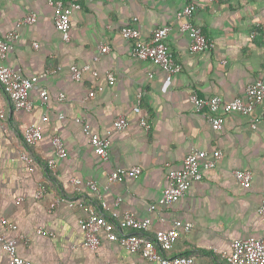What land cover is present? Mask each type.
I'll list each match as a JSON object with an SVG mask.
<instances>
[{"label": "crops", "instance_id": "1", "mask_svg": "<svg viewBox=\"0 0 264 264\" xmlns=\"http://www.w3.org/2000/svg\"><path fill=\"white\" fill-rule=\"evenodd\" d=\"M71 1L80 8L72 9L70 37L63 41L47 0H0L1 34L24 15L36 14L33 23L17 29L19 36L3 63L24 75L48 72L38 82L48 98L43 103L36 89L29 90L33 104L29 111L14 109L0 85L4 114L0 119V232L6 237L22 235L17 253L33 264H157L125 250L102 232L96 249L81 244L78 219L83 212L77 202L96 199L86 188L75 191L70 178L94 179L108 208L106 214L127 209L138 218L149 217L148 234L175 219L188 221L192 227L174 242L172 254H191L196 264H226L222 254L229 251L232 239L264 237V220L257 213L264 192V99L251 113H227L221 128L213 130L187 97L192 89L200 96L218 95L225 100L243 97L246 84L262 74L264 0ZM189 2L196 6L192 23L212 43L209 52H190L189 40L180 30L182 19L175 13ZM129 23L137 27L141 41L148 40L157 27L167 26L165 43L182 70L172 76L166 92L161 90L165 73L130 55V44L119 33ZM101 42L108 45V52H98ZM71 65L83 68L80 80L71 79ZM107 71L115 76L112 83L106 80ZM91 88L96 93L87 98ZM59 93L65 95L62 101L57 99ZM138 94L148 129L138 124L139 115L132 111ZM43 115L46 121L41 120ZM120 115L128 125L107 134L108 154L101 158L75 118L83 117L94 133L104 136ZM30 124L42 132L33 146L22 139L23 129ZM53 134L60 136L66 154L56 157L49 169L46 158L54 156ZM192 148L208 152L218 148L222 157L214 168L202 170V179L176 202L161 208L168 172L179 168ZM24 151L36 159L32 172L20 159ZM131 166H139L141 172L121 182L107 181L116 167ZM235 169L251 172L249 188L234 179ZM38 181L45 182L46 192L37 199ZM57 196L64 201L49 211L50 201ZM148 204L155 205L153 212ZM38 227L46 233H37ZM8 262L0 247V264Z\"/></svg>", "mask_w": 264, "mask_h": 264}, {"label": "built area", "instance_id": "2", "mask_svg": "<svg viewBox=\"0 0 264 264\" xmlns=\"http://www.w3.org/2000/svg\"><path fill=\"white\" fill-rule=\"evenodd\" d=\"M164 1V0H163ZM47 4L52 8L53 22L56 29L61 35L63 41H68L70 37V15L72 9L80 8L75 1L65 0H47ZM196 11L193 3H186L181 9L176 11L175 17L182 19L180 30L184 32L189 40L188 49L192 53H206L212 48V43L203 34L201 28L192 23L191 17ZM36 20V14L31 12L19 18L14 27L4 33H0V85L10 99L12 106L17 110L29 111L32 109V102L29 99V90L36 89L43 103L48 98L47 90L39 85V80L45 77L48 72H42L33 75H24L20 69H14L3 63L8 51L12 48L13 42L18 38L17 29L25 23H33ZM136 17L131 19L136 22ZM264 30V23L261 25ZM167 26L157 27L153 30L150 38L145 41L139 39V32L136 26L130 23L119 28L120 35L129 42V53L131 56L140 60H148L158 69L165 73L161 90L166 92L169 88L172 76L182 70L181 64L173 57L168 49L165 39L167 36ZM254 34V32H253ZM36 46V44H33ZM99 53H106L109 47L105 43L97 46ZM96 59V58H95ZM85 68V67H84ZM70 77L78 81L81 77L83 68L71 65ZM93 74L96 73L93 71ZM151 76V73H147ZM106 80L112 83L115 76L111 71L105 72ZM96 93L95 88H91L87 93V98H92ZM140 94L137 96L136 105L132 111L138 114V124L145 129L149 128L146 117L142 115L140 108ZM65 95L59 93L57 99L62 101ZM264 99V68L260 76L247 83L244 89V96H237L231 100H225L218 95L200 96L195 90H191L187 100L192 105L195 112H200L208 120L213 130H219L223 123V118L227 113L248 114L251 113ZM58 118H62V114H58ZM4 118L3 112L0 110V119ZM47 116L41 117L42 121H46ZM77 122L82 125L83 134L87 137V141L93 148L94 152L101 158H107L109 139L107 134L111 130H122L128 125L125 116L120 115L114 118L112 126L106 131V135L101 136L94 133L90 126L84 121L83 117H76ZM42 138V132L39 126L30 124L22 131L23 142L28 146H33ZM53 147V157L46 158V166L51 169L55 166V158L65 156V148L58 134L51 137ZM222 157V151L218 148L211 152L199 149H190L183 156L181 166L177 169L170 170L167 175L168 185L162 190L160 205L166 208L168 205L176 202L190 185L199 181L203 177L202 170L212 169ZM20 159L26 164L29 171H34L36 163L35 157L27 152L20 153ZM141 172L139 166L116 167L107 175L108 182H121L123 178L136 176ZM234 179L243 187L249 188L252 182V174L249 170L235 169L233 170ZM70 184L75 191H81L86 188L90 194L96 199L98 204L92 202L78 201V205L82 208L83 214L78 219V226L81 232V244L89 249L94 250L100 243L99 233L102 232L107 239L116 242L125 250L131 253H138L146 260L157 264H196L191 254H172L174 242L180 237L183 231L191 229L192 224L188 221L179 219L172 220L168 225L155 229L151 234L150 218H138L130 210L108 211L106 204L101 200L99 184L96 180L90 179L82 181L80 178H70ZM46 192L44 181H38L34 191L35 198H41ZM64 201V198L57 196L53 198L48 206V210L54 208ZM115 205H119L120 198H115ZM155 210L154 204H148V211ZM257 213L264 220V192L260 197L257 207ZM161 222L165 218L158 214ZM125 231V232H123ZM39 234L46 233L40 227L36 229ZM50 233V232H49ZM22 235L6 237L0 232V247L8 257L9 264H33L30 260L23 258L17 253V244ZM226 264H264V237L246 236L243 238H234L230 242L228 252L222 254ZM46 264V263H37ZM54 264H64L56 262Z\"/></svg>", "mask_w": 264, "mask_h": 264}, {"label": "trees", "instance_id": "3", "mask_svg": "<svg viewBox=\"0 0 264 264\" xmlns=\"http://www.w3.org/2000/svg\"><path fill=\"white\" fill-rule=\"evenodd\" d=\"M40 162H42V161H40ZM43 163V162H42ZM49 177H51L52 178V176L49 174ZM94 204H98L95 200H93L92 201Z\"/></svg>", "mask_w": 264, "mask_h": 264}]
</instances>
